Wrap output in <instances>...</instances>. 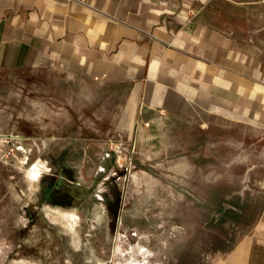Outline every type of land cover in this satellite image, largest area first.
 I'll use <instances>...</instances> for the list:
<instances>
[{
    "label": "rangeland",
    "instance_id": "obj_1",
    "mask_svg": "<svg viewBox=\"0 0 264 264\" xmlns=\"http://www.w3.org/2000/svg\"><path fill=\"white\" fill-rule=\"evenodd\" d=\"M249 6L243 35L263 39L264 0ZM51 80L0 71V264H227L264 211V99L168 111L145 135L111 85L100 101Z\"/></svg>",
    "mask_w": 264,
    "mask_h": 264
},
{
    "label": "crops",
    "instance_id": "obj_2",
    "mask_svg": "<svg viewBox=\"0 0 264 264\" xmlns=\"http://www.w3.org/2000/svg\"><path fill=\"white\" fill-rule=\"evenodd\" d=\"M257 2L0 0V71L32 69L84 97L96 85L100 101L111 85L122 129L145 135L168 111L232 117L264 99V38L243 35ZM227 264H264V211Z\"/></svg>",
    "mask_w": 264,
    "mask_h": 264
},
{
    "label": "bare ground",
    "instance_id": "obj_3",
    "mask_svg": "<svg viewBox=\"0 0 264 264\" xmlns=\"http://www.w3.org/2000/svg\"><path fill=\"white\" fill-rule=\"evenodd\" d=\"M258 105V104H257ZM38 165L34 166L33 168V176L36 178L40 175V169L37 167ZM140 185V184H139ZM100 194V193H99ZM97 195V194H96ZM101 195V194H100ZM102 196V195H101ZM104 198V197H103ZM99 199V198H98ZM106 199V198H105ZM101 203V202H100ZM104 211V210H103ZM102 211V212H103ZM102 215V214H101ZM64 217L68 222H70L72 225L78 223L80 219V215L76 212H67L64 213ZM96 219V218H95ZM97 220V219H96ZM98 224V223H97ZM19 264V263H18Z\"/></svg>",
    "mask_w": 264,
    "mask_h": 264
}]
</instances>
